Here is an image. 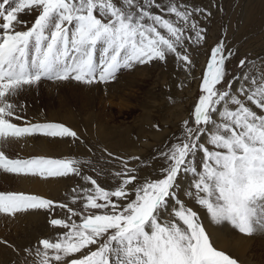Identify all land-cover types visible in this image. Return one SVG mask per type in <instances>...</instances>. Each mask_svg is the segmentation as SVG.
Wrapping results in <instances>:
<instances>
[{
  "label": "snow or ice",
  "instance_id": "6c2138e0",
  "mask_svg": "<svg viewBox=\"0 0 264 264\" xmlns=\"http://www.w3.org/2000/svg\"><path fill=\"white\" fill-rule=\"evenodd\" d=\"M202 11L171 0L167 5L158 0H2L0 141L34 134L79 139L63 124L12 122L23 119L18 114L23 106L18 108L12 98L42 80L109 83L121 69L166 62L169 56L191 68L186 42L205 39L204 29L193 20ZM33 12L34 22L22 27L23 15ZM225 48L220 42L211 50L194 119L191 125L185 122L183 137L161 152L166 166L160 178L137 184L135 170L127 169L117 174L122 183L106 191L88 177L95 188L87 194L85 208L106 211L89 213L79 224L70 217L51 219L52 226L68 231L54 241H39L38 264H237L213 246L199 214L177 194L180 179L190 172L195 191L186 195L206 209L213 223L228 222L246 236L264 232V72L258 79L242 75L247 86H240L239 96L232 94L226 70L231 54ZM245 66L241 60L240 67ZM78 165L71 159L10 158L0 150V170L16 175H80ZM66 207L38 195L0 193L4 214ZM68 212L80 215L72 208Z\"/></svg>",
  "mask_w": 264,
  "mask_h": 264
},
{
  "label": "rangeland",
  "instance_id": "374dc122",
  "mask_svg": "<svg viewBox=\"0 0 264 264\" xmlns=\"http://www.w3.org/2000/svg\"><path fill=\"white\" fill-rule=\"evenodd\" d=\"M229 1L230 0H225V1L217 0L216 2L213 3V4L217 3L218 8L221 6L222 9V26L220 31L219 29H217L218 28L217 23H216V27L214 25L211 26L208 22L206 23L204 19H202V17L201 18L199 17L198 19L196 18V15H193V20L198 24L200 28L204 29L202 35L205 37V39L202 40L201 43L199 44L195 43L194 49L202 52L201 54L205 55L204 57L206 60H205L204 68L202 69V71L199 70L198 72L199 81L196 88V97L194 99H191L186 107V110L185 109L183 110L184 112L183 115L181 114L182 115L181 119H178L175 116L176 113L181 112L179 110H175L174 112L171 111L170 113H168L169 111H164V110L162 112L153 107H151V109H148L146 112L140 109H132L128 111L116 110L115 116L124 117L123 119L121 118L122 120L116 122V125L120 129H122L123 127H125L126 129L124 130L122 136L119 138L118 142L115 141L104 142L102 138H99V136H96L94 134L89 135L86 133L85 126L83 125L85 124V122L82 120L81 117L87 114L86 112H84L87 104L88 107H96V109L100 108L95 103H93L94 101L98 100V95L96 93H90L86 95L82 91H77L75 87H69V90L58 92L59 95L65 98L55 100V102L63 104L68 108H70L71 112L74 113L73 114L74 120L83 123V124L77 123L78 128H81L83 133H81L78 130H75L74 127H72L71 124L69 123L53 121L47 118L45 111H43L44 113L36 112L37 121L33 123L63 124L64 126L75 131L79 139H74L71 137H63V138L57 137L58 141L64 143L65 146H67L68 152L66 150L65 153L66 155L63 154L62 156L60 155L54 156V155L40 154V155H36L35 158L43 157L50 159L76 160L79 162L78 166L80 168V175H75L70 173L66 177L44 178L38 176L40 179L57 178L61 182H63L64 188L62 187V189L59 192H56L54 197H47L35 193H33L32 195H38L42 198L50 199L55 204H65L67 205V207L64 209L56 208L54 211H48L43 209L24 211V214L25 213L28 214L29 211L30 212L35 211L37 214H42V215L44 214V216H42L44 217V221L41 220L42 217H37V218L33 217L37 221V226L35 230L33 229L32 226L29 227L30 234L29 235L27 234L29 236L27 238H29V240L31 241V237L36 236V239L34 241H31L30 244L25 247L19 246L20 248L16 246H12L10 242L6 243L4 247L5 248L7 247V249L10 250L9 251L10 254L14 256H12V258L10 259L8 258L3 259L2 261H0V264H38L40 258L36 255V249L42 247L39 241L42 239H49L54 241L58 239L60 236H62L66 231H68L53 226L54 228L50 227V230L52 231L53 235L51 234V232H49V234H44V233L41 234V232H39V226L40 227L52 226L50 223L51 219L56 218V219H64L67 221L70 217L71 221H75L77 224H79L82 222L83 216L89 213L102 214L103 211H106V210H93V209L85 208L86 197L87 194H89L90 192L89 185L92 188L90 181L87 179L88 177L92 176L91 177L92 179L95 180L98 179L97 183L101 187H103L106 191L115 190L122 183V178L118 177L117 174L121 172H126L127 169L135 170L133 174L136 175L138 178L137 181L135 182L137 184L142 183L145 180H155L160 178L161 170H158V168L162 167L163 162H165L166 165V161L161 156V152L167 151L170 145L178 142L183 137V126L186 121L190 125L192 124V121L194 119L193 110H194V106L198 103L199 96L202 94L201 93L202 77L206 74L207 64L210 62V52L214 47L217 46L218 43L223 42L226 45L225 54L226 55L229 53L231 54L230 58L226 60L228 82L231 83V89H229L230 92L233 90V88L235 89L234 86L239 82H242L241 84L244 85L245 87L247 86V82L240 78L242 75H251L257 79L260 77L261 73L264 72V40H263L264 31H255V32L245 31L244 27L235 25L234 26L235 30L232 33V36H229L228 31H226L227 22L225 21L228 20L229 18L228 17L229 12L227 9ZM0 2H2V0H0ZM10 2H12V0H10ZM171 2L175 3V0H171ZM179 4L182 6V8L183 7H188V9L190 8L189 0L188 3L187 1L182 0ZM153 11L156 12L157 14L160 13L159 11H155V8L153 9ZM187 34L191 36V34L194 33L189 30ZM194 38L195 35L193 36V39ZM234 39L237 40L235 44L232 43L235 41ZM188 42L190 45L194 44L192 41H188ZM261 45L263 46L261 47ZM190 58L192 59V61H194V59L191 56ZM241 60L246 61V66L244 68L240 67ZM175 61L176 60L174 57L169 56L166 62L153 60L152 62L147 63L148 65H146L145 68L142 69V74L146 73L145 75L149 77L154 76V83H159L158 86L156 85V87L153 90L154 92L152 94V97L154 100L152 99L151 104H153L154 101L161 102L158 99H161L162 91H165V88H163V86L166 87V85L168 84V80L164 78L170 77L173 80L175 73L180 72V69L177 67V64L174 63ZM178 63L179 65H181V67L184 65L179 61ZM146 69H149V72ZM127 72H128L127 69H121L120 72H118L117 74L125 73L124 77H126ZM45 81L48 82L49 80H45ZM67 81L78 82L72 79H69ZM149 86L151 88V85ZM217 87L220 86L218 85ZM33 102H34L33 106L34 108H36L37 106L36 100H34ZM249 106L253 107V110H256L259 114L260 110L256 109L254 105L249 104ZM137 118H139V121L142 120V123H140L141 125L138 124ZM27 119L28 118H26L24 121L29 122V119L28 120ZM25 122H23L21 126H26ZM91 132H94L93 128ZM36 135L41 136V134H36ZM68 146L70 147V149L68 148ZM10 158H14V157H10ZM20 159H31V157L25 156ZM200 161H201V155L197 154L196 162L199 164ZM89 170H91V172H94L95 174L91 175ZM95 175L99 178H95ZM100 178L101 179L104 178V179L101 180ZM193 180H194L193 175L190 172L183 174L179 182L180 186L177 189V194L179 198L185 203L186 206L191 207L194 211H196L199 214V216H201L200 215L201 210L199 209V206L195 208L193 206L195 204V201L191 199L188 195H186V193L189 191L192 192L195 191L194 187L192 186ZM188 182L190 183V188L188 187L187 184ZM86 189L88 190L87 193L85 192ZM0 192L28 194L13 190H9V192L7 191L6 192L0 191ZM184 195L185 197H183ZM99 202L103 203V201H99ZM113 203H118L116 198H113ZM119 203H127V201H122ZM171 203L172 202H170V207H172ZM173 207H177V206L174 205ZM68 208H72L74 212H78L80 213V215L72 216L71 213L68 212ZM25 217H27V215ZM30 224L31 222L29 223V225ZM231 227L234 230H237L233 226ZM247 237L250 238L251 236H247ZM92 247L93 249L95 248V246ZM216 249L219 250L218 248ZM229 256L234 258L237 261V264H243L237 259V257L235 256L233 257L232 255Z\"/></svg>",
  "mask_w": 264,
  "mask_h": 264
},
{
  "label": "bare ground",
  "instance_id": "6f19581e",
  "mask_svg": "<svg viewBox=\"0 0 264 264\" xmlns=\"http://www.w3.org/2000/svg\"><path fill=\"white\" fill-rule=\"evenodd\" d=\"M181 1L182 0H175V3L180 5L179 3ZM185 1L188 3V0ZM189 1V10H204L202 12H195L194 15H196V18L199 19V17H202L206 23L208 22L211 26L214 25L215 27L217 23V29L220 31L222 26V9L221 6L218 8L217 3L213 4L217 0ZM158 2L166 5L169 0H158ZM180 7L182 8L181 5ZM227 9L229 12V18L225 21L227 22L226 31H228L229 36H232V33L235 30V25L244 27L245 31H264V0H247V2L246 0H230ZM155 11L160 12L159 9H155ZM159 14H164L167 16V13L160 12ZM22 18L26 22V24L22 27H30L36 18V13L33 12L29 15H23ZM167 18L175 20L174 16ZM192 35L194 36V34H191V36ZM236 42L237 40L232 43L235 44ZM186 45L187 49H190L188 50L190 56L194 59L193 64L191 68H189L185 65L181 67L177 60L174 62L177 64L180 72L175 73L173 80L170 77L164 78L168 80V84L166 87L163 86L165 91H162L161 99H158L161 102L154 101V103L151 104L153 99V90L156 85L158 86L159 83H154V76L149 77L145 75L146 73L142 74V69L148 64H135L132 68L127 69L128 72L126 77H124L126 72L119 73L120 75L117 74L116 79L109 83L85 84L72 81L47 82L42 80L38 86L28 88L24 92L20 93L17 97L12 98V102L17 103L18 108L23 106V111L18 112V114L21 115L23 119L16 120L13 118L12 122L21 126L22 123L25 122L24 120L28 118L29 122L33 123L37 121L36 112L45 111L47 118L53 121L69 123L72 127H74L75 130L83 133L81 128H78L77 126V123L80 124L81 122L74 120V113L71 112L70 108L55 102V100L65 98L59 95L58 92L69 90V87H75L77 91H82L86 95L90 93H96L98 95V100L94 101L93 103H95L100 108L96 109V107H88L87 104L86 109L84 110V112L87 114L81 116L86 125L83 123L81 124L85 126L87 134L99 136V138H102L104 142H118L119 138L126 129L125 127L120 129L116 125V122L124 118L122 116H115L116 110L128 111L132 109H140L146 112L148 109H151V107L162 112L163 110L169 111L168 113L179 110L182 113H176L175 116L178 119H181L184 112L183 110H186L190 100L196 97V88L199 81L198 72L199 70L202 71L206 60L204 57L205 55L201 54L202 52L194 49L195 43L190 45L189 42H186ZM262 46L263 45H261V47ZM99 57L100 51L98 46L97 59H99ZM146 70L149 72V69ZM241 83L242 82H239L234 86L235 89L233 88L231 91L232 94L239 96L238 90L242 85ZM149 85H151V88ZM34 100H36L37 103L36 108L33 106ZM220 110L222 111V108ZM218 118L219 117H217V119ZM137 122L139 125H141L140 123H142V120L139 121V118H137ZM92 128L94 132H91ZM68 148L70 149L69 146ZM0 150H3L9 157L14 158H23L25 156L35 158L36 155L40 154L62 156L66 153V150L68 152L67 146H65L64 143L58 141L57 137H46L43 135L37 136L36 134L19 139L10 138L5 141H0ZM164 166H166L165 162L162 163V167ZM162 167H159L158 170H161ZM89 171L91 175L95 174L94 172H91V170ZM95 178L99 177L95 175ZM187 184L190 188V183L188 182ZM62 187L64 188L63 182L57 178L40 179L38 176L16 175L0 170V191L9 192V190H13L31 195L35 193L47 197H54L56 192H59ZM94 188L95 186L92 185L91 188L89 185V194L92 192V190H94ZM183 197H185V195ZM171 205L173 207L174 203H171ZM193 206L196 208L199 205L195 203ZM199 209L201 210L200 217L202 218V222L204 223L205 228L209 233L210 239L216 248L225 252L227 255L237 257V259L243 264H264V232H258V234L248 238L247 236L240 234L237 230H234L228 222H224L221 225H216L211 221L210 215L207 213L206 209L202 208L201 206H199ZM23 214L24 212H19L14 216H11L9 214L0 213V261L5 258L10 259L12 256H14L10 254V250H8L7 247H4L6 243L10 242L12 246L16 247H25L29 245L31 241L36 239V236L31 237V241L29 238H27L30 234L29 227L32 226L35 230L37 221L33 217H42L44 214H37L35 211H29L28 214ZM26 215L27 217H25ZM41 220L44 221V217H42ZM30 222L31 224L29 225ZM50 227L54 228L53 226H39V232H41V234H49V232H51L52 234Z\"/></svg>",
  "mask_w": 264,
  "mask_h": 264
}]
</instances>
